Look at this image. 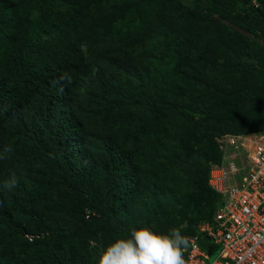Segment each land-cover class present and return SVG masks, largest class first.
Returning a JSON list of instances; mask_svg holds the SVG:
<instances>
[{
  "label": "trees",
  "instance_id": "obj_1",
  "mask_svg": "<svg viewBox=\"0 0 264 264\" xmlns=\"http://www.w3.org/2000/svg\"><path fill=\"white\" fill-rule=\"evenodd\" d=\"M255 1L0 0V151L12 147L0 161V264L11 244L49 247L53 228L70 250L56 261L77 264L78 246L130 236L187 188L210 198L202 219L212 222L214 136L187 116L176 131L175 111L224 119L223 134L264 130V0ZM13 173L17 185L4 187ZM198 244L210 259L218 252Z\"/></svg>",
  "mask_w": 264,
  "mask_h": 264
},
{
  "label": "built area",
  "instance_id": "obj_2",
  "mask_svg": "<svg viewBox=\"0 0 264 264\" xmlns=\"http://www.w3.org/2000/svg\"><path fill=\"white\" fill-rule=\"evenodd\" d=\"M234 139L227 137L226 142L236 150L233 160L225 167L213 166L209 173L208 185L221 203L212 222L201 223L187 238L186 264H211L212 260L216 264H264V132L245 144ZM199 239L218 248L212 259L200 248Z\"/></svg>",
  "mask_w": 264,
  "mask_h": 264
},
{
  "label": "rangeland",
  "instance_id": "obj_3",
  "mask_svg": "<svg viewBox=\"0 0 264 264\" xmlns=\"http://www.w3.org/2000/svg\"><path fill=\"white\" fill-rule=\"evenodd\" d=\"M19 1H26V0H19ZM193 0H182L181 4L183 5H189L192 3ZM241 4L245 6H258L257 2L255 0H239ZM40 5H43V2L40 1ZM231 11V14L234 17H237L239 15H243L242 8L240 6L236 8H229ZM230 11L229 14L230 15ZM227 24V22L225 23ZM259 40L264 41V32L259 33ZM178 113V119L176 121V131L181 127L183 123H186V118L184 116H187V118H191L190 121L192 122H201L204 125L209 127V132L213 133L214 136V142L218 151V156H215L213 151L207 152L206 150V156H207V163L212 164L210 162L217 161V163H214L215 166L218 163H222L224 167L228 164L229 160H233L232 153L234 152L232 148H230V145H228L226 142L224 144L218 143L216 144L215 139H217L219 136L217 135L219 133H224L223 124H226V121L222 119L221 121H207V117L204 114H201L194 109L191 108H185L181 109L178 107V109L175 111ZM181 117L179 118V116ZM212 122V123H211ZM217 124L218 129H216L217 134L214 130V126L211 124ZM202 132H199L194 138L197 141L198 144H201V139L199 135ZM226 133V132H225ZM225 141V139H222V141ZM218 146V147H217ZM204 149L201 148V151L203 152ZM231 154V156L227 159L224 154ZM218 157V158H217ZM217 158V160H216ZM215 159V160H214ZM212 166V165H211ZM208 178V177H207ZM206 179V175L200 174L198 177V180L192 184L194 185H202ZM210 202V198L206 195V193L200 188V189H194V188H187L183 196L178 198V203L176 205V208L173 210H167L168 208H164V210L161 212L160 217L157 220H153L149 224H142L141 227H146L154 232L157 233H168L172 228H178L181 231V234L184 235L186 238L189 237L194 230L198 228V226L203 222V215L205 213V209H208ZM22 214H14L12 216V219L16 224L21 219ZM51 240V245L49 247H39L34 246L32 250H22L19 251L16 247V244H11L10 246H6L4 249V254L7 256V262L8 264H11L14 259H18L21 264H58L56 259L60 257L61 255L67 256L70 253V250L68 247H66L65 238L61 237L62 234H59L56 230V228H53L52 232H49L47 234H44ZM104 240V239H103ZM88 251L86 249L77 247L73 254L75 260H77V264H97L98 258L96 256L99 255L103 249L101 248V245L96 244L92 241V243L87 245ZM201 248V247H200ZM65 250V253L63 251ZM86 251V252H85Z\"/></svg>",
  "mask_w": 264,
  "mask_h": 264
},
{
  "label": "clouds",
  "instance_id": "obj_4",
  "mask_svg": "<svg viewBox=\"0 0 264 264\" xmlns=\"http://www.w3.org/2000/svg\"><path fill=\"white\" fill-rule=\"evenodd\" d=\"M262 132H264V130L258 133L246 134L225 133L220 135L215 141L218 145L219 140L225 139V141L223 140L225 143L227 142V137L233 136L237 143L245 144L247 139ZM232 150L236 152L235 149L232 148ZM11 152V145L5 146V148L0 151V161L9 159ZM224 156L228 159L231 154L229 155L226 153ZM220 164L223 165L222 163H218L216 166ZM207 166L209 177L211 168L215 166V164H207ZM16 185L17 177L15 173H13L5 182L4 187L12 189ZM207 186H209L208 178ZM217 196L219 205L221 203L220 196L218 194ZM218 205L215 207V210ZM187 238L181 234L178 228H172L165 234L154 232L146 227L132 228L130 230V236L116 239L100 252L97 264H186L184 251L189 246V240ZM211 264H216V261L212 260Z\"/></svg>",
  "mask_w": 264,
  "mask_h": 264
}]
</instances>
